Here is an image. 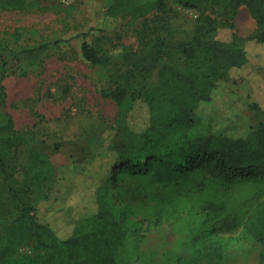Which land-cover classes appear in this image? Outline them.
<instances>
[{
  "label": "trees",
  "instance_id": "16d2710c",
  "mask_svg": "<svg viewBox=\"0 0 264 264\" xmlns=\"http://www.w3.org/2000/svg\"><path fill=\"white\" fill-rule=\"evenodd\" d=\"M175 2L200 13L192 38L176 49L165 37L173 17L167 0H101L110 17L152 14V19L140 32L143 48L125 49L124 68L113 87L102 91L118 108V125L108 133L113 153L88 171L62 211L40 216L31 204L49 180V158L29 151L19 181L13 153L27 139L11 116L0 112V264H155L143 240L184 214L197 222L193 240L210 239L217 250L222 233L242 229L261 245L259 264H264V101L251 99L257 124L246 139L193 132L198 105L250 61L246 41L236 33L221 38V27L234 29L232 20L244 6L257 24L250 40L264 45V0ZM27 8H39L38 0H0V10ZM215 9L225 17L207 13ZM20 38L18 29L0 38V57ZM50 45L42 42L28 51L44 52ZM81 53L93 66L113 63L111 55L87 42ZM5 98L0 87V104ZM139 102L150 121L134 131L129 116ZM237 189L249 191L247 198H239Z\"/></svg>",
  "mask_w": 264,
  "mask_h": 264
},
{
  "label": "rangeland",
  "instance_id": "374dc122",
  "mask_svg": "<svg viewBox=\"0 0 264 264\" xmlns=\"http://www.w3.org/2000/svg\"><path fill=\"white\" fill-rule=\"evenodd\" d=\"M167 2L173 17L170 33L165 37L169 47L176 49L190 41L200 13L179 7L175 0ZM38 3L39 8L0 10V38H9V33L17 29L21 34L0 57V87L6 93L0 112L10 115L15 130L27 139L13 153L12 169L19 181L23 180L29 151L49 158V180L31 196V204L41 216L66 208L88 171L113 153L114 138L108 133L118 125V108L112 99L102 96V91L113 87L118 71L124 68L125 49L143 48L140 32L152 14L145 18H113L105 14L101 0ZM207 13L225 17L221 9ZM232 23L234 29L221 27L220 37L229 39L236 33L244 39L250 61L242 71L231 72L227 80L220 81L210 101L198 105L193 114V132L246 139L257 124L256 113L250 109L251 99L264 101V45L250 40L256 34L257 24L246 7L238 9ZM42 42L51 43L46 51H28ZM83 42L99 46L111 55L113 63L91 65L82 56ZM149 121L148 108L137 103L129 116L130 128L139 131ZM236 191L241 199L249 193L243 189ZM196 225L190 215L184 214L179 220L149 232L142 247L153 254L155 264L257 263L259 246L244 236L242 229L222 233L221 249L217 250L210 239L204 241L198 235L193 240Z\"/></svg>",
  "mask_w": 264,
  "mask_h": 264
},
{
  "label": "crops",
  "instance_id": "0c3cea01",
  "mask_svg": "<svg viewBox=\"0 0 264 264\" xmlns=\"http://www.w3.org/2000/svg\"><path fill=\"white\" fill-rule=\"evenodd\" d=\"M257 246H259V252H260V250H261V245L257 243ZM259 252H258V256H257V263H255V264H259ZM235 256H237V255L235 254ZM235 256H233V258H235ZM236 262H237V263L233 262V263H231V264H240V263H239L240 261H236Z\"/></svg>",
  "mask_w": 264,
  "mask_h": 264
}]
</instances>
